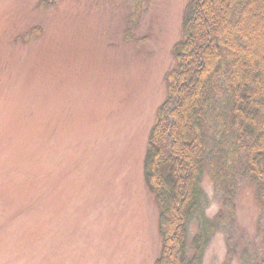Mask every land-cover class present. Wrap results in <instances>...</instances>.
<instances>
[{
	"label": "rangeland",
	"instance_id": "374dc122",
	"mask_svg": "<svg viewBox=\"0 0 264 264\" xmlns=\"http://www.w3.org/2000/svg\"><path fill=\"white\" fill-rule=\"evenodd\" d=\"M187 4L0 0V264H155L143 162ZM200 187L206 216L228 218L201 264H264L252 182L227 205L206 167ZM196 234L188 222L189 258Z\"/></svg>",
	"mask_w": 264,
	"mask_h": 264
},
{
	"label": "trees",
	"instance_id": "16d2710c",
	"mask_svg": "<svg viewBox=\"0 0 264 264\" xmlns=\"http://www.w3.org/2000/svg\"><path fill=\"white\" fill-rule=\"evenodd\" d=\"M182 36L143 162L164 247L155 264H201L227 224L223 210L205 214L204 167L224 205L237 179L248 178L264 215V0H188Z\"/></svg>",
	"mask_w": 264,
	"mask_h": 264
}]
</instances>
